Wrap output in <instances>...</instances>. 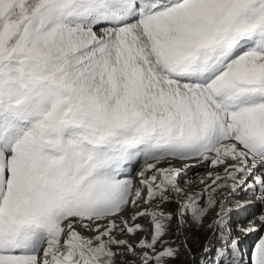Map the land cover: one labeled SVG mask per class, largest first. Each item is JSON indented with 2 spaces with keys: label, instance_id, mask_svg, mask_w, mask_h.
I'll return each mask as SVG.
<instances>
[{
  "label": "snow or ice",
  "instance_id": "1",
  "mask_svg": "<svg viewBox=\"0 0 264 264\" xmlns=\"http://www.w3.org/2000/svg\"><path fill=\"white\" fill-rule=\"evenodd\" d=\"M253 200L264 0H0V264H198L217 206L212 264H264Z\"/></svg>",
  "mask_w": 264,
  "mask_h": 264
},
{
  "label": "rangeland",
  "instance_id": "2",
  "mask_svg": "<svg viewBox=\"0 0 264 264\" xmlns=\"http://www.w3.org/2000/svg\"><path fill=\"white\" fill-rule=\"evenodd\" d=\"M207 169H209V168H206V170ZM203 175H204V173H203ZM203 175L201 174L200 177ZM191 185H192L191 182L185 183L184 180L181 181V187L183 188V190L186 194H193V193L197 192V190L190 191L188 188H186V187L191 186ZM193 185H194V181H193ZM201 188H203V187H201ZM230 195H231V193L225 189V190H222L221 193H217L216 198H217V200H220L221 198H224V197L230 196ZM256 202H259V201L258 200L252 201V204L250 207V212L248 213L250 218H255V217H259L260 215H264V205H262L260 202H259V204ZM230 207H231V205H230ZM218 210H219V208L217 206V208L213 209L210 212V214L204 220V227L203 228H200L199 230H197L196 226L193 224L186 229L185 235L187 237H189V244L192 248L193 254L198 258V264H199V257H201L202 255H204L206 257L203 264H212V259L215 256V249H216V247L219 246V242L213 238L215 228L214 227L213 228L208 227V224L211 223L212 220H214L216 218V212ZM256 222H257V224H259L258 220ZM233 232H234V234H236L240 237L241 247L245 252L246 258L250 257V254L252 252L253 247L258 242V240L261 238V236H264V231L252 233L249 236H244L242 233H235L234 228H233ZM169 239H172V237H169ZM182 239H183V237H176L175 243L177 245H180L182 242ZM206 245H208L209 248L211 249L207 253H205V246ZM173 264H191V261H190L188 255L185 253L183 247H181V249H180L179 259L174 261Z\"/></svg>",
  "mask_w": 264,
  "mask_h": 264
},
{
  "label": "bare ground",
  "instance_id": "3",
  "mask_svg": "<svg viewBox=\"0 0 264 264\" xmlns=\"http://www.w3.org/2000/svg\"><path fill=\"white\" fill-rule=\"evenodd\" d=\"M216 171H220V169L209 168V169L206 170V168L203 167L202 165H198L196 168H190V169H188L187 172H186V174H185V179L187 181L191 182L192 185L191 186H188L186 188H188L190 191L197 190V192H199L202 189L201 187H204V185H201L200 184L201 178H204L205 177L204 179H206L209 172H216ZM203 173H204V175H203ZM201 174L203 176L200 177ZM137 179H138V177H136L134 179V183L138 182ZM193 181H194V185H193ZM256 203L259 204V202H256Z\"/></svg>",
  "mask_w": 264,
  "mask_h": 264
}]
</instances>
